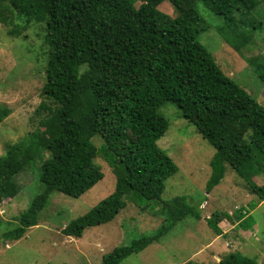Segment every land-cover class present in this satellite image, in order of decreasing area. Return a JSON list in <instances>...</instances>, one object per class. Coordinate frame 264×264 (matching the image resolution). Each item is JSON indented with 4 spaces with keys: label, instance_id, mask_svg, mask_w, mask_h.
Here are the masks:
<instances>
[{
    "label": "trees",
    "instance_id": "16d2710c",
    "mask_svg": "<svg viewBox=\"0 0 264 264\" xmlns=\"http://www.w3.org/2000/svg\"><path fill=\"white\" fill-rule=\"evenodd\" d=\"M163 1L0 0V23L8 34L15 38L39 23L47 47L45 98L36 110L45 114L38 128L8 144L0 156V203L22 190L18 177L26 171L40 173L42 190L2 233L4 240H19L37 225L54 191L78 198L101 181L99 158L115 174V192L67 223L64 235L82 237L87 228L113 221L128 202L144 211L151 207L163 219L152 235L115 246L99 264H122L160 243L176 223L199 221L202 202L194 205L187 195L162 198L166 180L179 169L158 144L170 124L161 112L168 102L215 148L207 193L221 183L228 166L241 177L264 175V106L200 41L209 25L197 10L198 0H169L175 17L159 8ZM202 1L225 19L219 32L236 51L262 27L251 17L261 0ZM256 69L264 82V64ZM10 113L1 109L0 121ZM96 135L100 144L93 141ZM250 189L264 201V183H251ZM247 215L218 211L207 222L216 234L225 218L247 230L252 226ZM216 264L258 261L234 251Z\"/></svg>",
    "mask_w": 264,
    "mask_h": 264
},
{
    "label": "rangeland",
    "instance_id": "374dc122",
    "mask_svg": "<svg viewBox=\"0 0 264 264\" xmlns=\"http://www.w3.org/2000/svg\"><path fill=\"white\" fill-rule=\"evenodd\" d=\"M196 7L209 25L200 34V41L223 71L264 106V82L256 71L258 64H264V0L251 13L262 27L254 31L253 39L240 51L229 46L219 32L225 19L209 10L202 0L197 1ZM159 8L172 17L178 14L169 0L163 1ZM44 36V26L39 23L31 24L23 35L15 38L0 23V110L8 108L11 111L0 121V156L8 144L38 128L40 115L45 114L36 111L45 98L42 92L47 62ZM161 112L170 124L158 144L179 167L177 173L166 180L162 198L187 195L194 205L202 202V218L196 221L189 217L176 223L160 243L124 258L122 264H216L234 251H241L256 258L258 264H264V201L261 202L257 193L250 189L251 183L263 184L264 175L254 172L250 178L241 177L228 166L221 183L207 193L210 160L215 148L194 124L181 117L173 103L164 104ZM93 141L100 144L102 139L96 135ZM49 156L48 153L46 158ZM98 162L104 172L101 181L78 198L54 191L37 225L29 228L19 240H4L2 233L18 222L16 218L42 190L40 173L26 171L18 177L22 190L16 197L0 203L3 220L0 264H99L103 254L115 246L152 235L160 227L163 219L153 215V208L144 211L128 202L113 221L87 228L80 238L63 234L62 229L67 223L85 215L115 192V174L104 159L99 158ZM37 165L40 167V162ZM159 207L158 202L155 209ZM237 210L248 214L252 223L250 229L241 228L237 219L232 222L227 218L219 223L221 234H216L208 225L207 220L214 212L235 214Z\"/></svg>",
    "mask_w": 264,
    "mask_h": 264
},
{
    "label": "crops",
    "instance_id": "0c3cea01",
    "mask_svg": "<svg viewBox=\"0 0 264 264\" xmlns=\"http://www.w3.org/2000/svg\"><path fill=\"white\" fill-rule=\"evenodd\" d=\"M214 255H216V254H214Z\"/></svg>",
    "mask_w": 264,
    "mask_h": 264
}]
</instances>
